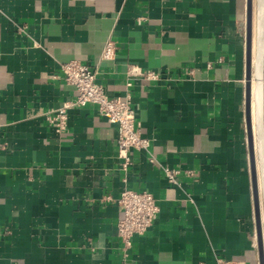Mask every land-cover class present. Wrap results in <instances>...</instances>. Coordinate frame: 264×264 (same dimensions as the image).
Instances as JSON below:
<instances>
[{
    "label": "crops",
    "instance_id": "1",
    "mask_svg": "<svg viewBox=\"0 0 264 264\" xmlns=\"http://www.w3.org/2000/svg\"><path fill=\"white\" fill-rule=\"evenodd\" d=\"M247 17L248 0H0V264H260ZM108 41L118 56L103 62ZM73 60L139 108L151 147L128 171L118 127L95 105L71 109L63 133L48 123L76 96L61 69ZM132 66L159 78H129ZM161 166L180 171L177 185ZM124 188L153 194L161 210L125 260ZM259 215L264 239L262 195Z\"/></svg>",
    "mask_w": 264,
    "mask_h": 264
},
{
    "label": "built area",
    "instance_id": "2",
    "mask_svg": "<svg viewBox=\"0 0 264 264\" xmlns=\"http://www.w3.org/2000/svg\"><path fill=\"white\" fill-rule=\"evenodd\" d=\"M118 56V47L113 41H108L101 56V61H115ZM64 80L76 89V96L64 102L59 108L49 110L46 117L56 133L68 131L69 111L75 107L95 105L98 112L118 127L117 152L124 171H128L133 164L135 151H148L151 139L140 130L138 117L139 108L134 106L132 94L127 90L125 96L109 97L98 79L100 76L97 67H90L80 61L73 60L61 66ZM127 75L143 77L147 80H156L159 73L143 71L138 67H130ZM131 87V81L127 82ZM151 162L157 163L152 157ZM168 182L173 185L179 183L180 171L161 166ZM187 175L192 172L187 171ZM117 203L123 209V216L116 226L117 235L123 243V259L128 256L135 236L144 235L158 219L160 206L155 196L147 191H135L124 188ZM217 264H246L244 261L225 260L217 258Z\"/></svg>",
    "mask_w": 264,
    "mask_h": 264
},
{
    "label": "water",
    "instance_id": "3",
    "mask_svg": "<svg viewBox=\"0 0 264 264\" xmlns=\"http://www.w3.org/2000/svg\"><path fill=\"white\" fill-rule=\"evenodd\" d=\"M253 5L254 0H248L247 17V124L251 152V165L253 173V184L255 190V201L258 217L259 232V253L260 264H264V239L262 233V221L260 219V195L264 202V0H255L256 12V38H255V56H253ZM261 82V94L259 101L256 100L257 111V146L258 158L261 174V192L259 191L258 175L256 168V157L254 153V136L252 133V80ZM264 147V146H263Z\"/></svg>",
    "mask_w": 264,
    "mask_h": 264
},
{
    "label": "bare ground",
    "instance_id": "4",
    "mask_svg": "<svg viewBox=\"0 0 264 264\" xmlns=\"http://www.w3.org/2000/svg\"><path fill=\"white\" fill-rule=\"evenodd\" d=\"M261 94V82H257V80H255L254 78V84L252 85V95H253V100H252V124L254 127V134L256 135L257 132V109H256V100L257 102L259 101V97ZM264 145H262V148ZM263 160H264V155H263ZM260 178H261V174H260ZM261 185V182H260Z\"/></svg>",
    "mask_w": 264,
    "mask_h": 264
}]
</instances>
